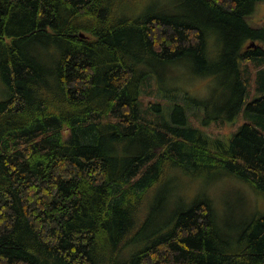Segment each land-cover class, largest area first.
<instances>
[{
  "label": "trees",
  "instance_id": "1",
  "mask_svg": "<svg viewBox=\"0 0 264 264\" xmlns=\"http://www.w3.org/2000/svg\"><path fill=\"white\" fill-rule=\"evenodd\" d=\"M263 1L0 0V264H264ZM179 65L227 114L161 91ZM221 175L263 204L235 234L182 193Z\"/></svg>",
  "mask_w": 264,
  "mask_h": 264
},
{
  "label": "rangeland",
  "instance_id": "2",
  "mask_svg": "<svg viewBox=\"0 0 264 264\" xmlns=\"http://www.w3.org/2000/svg\"><path fill=\"white\" fill-rule=\"evenodd\" d=\"M161 1V4H163L167 0ZM170 1L171 3L169 4L172 5L173 0ZM253 20L261 26H264V1L255 5ZM163 78L166 80H164L163 89L161 91L167 97L174 98L179 89L184 91L187 90L191 94L188 99H184L185 102H190L193 97L196 100L212 103L210 112L211 118H217L218 116L220 117L227 114V110L222 106V101L226 94V92L223 91L227 90V86L223 88L222 80L214 81L212 75L200 76L185 65L174 67L173 71L168 74L166 73ZM223 81H225V79H223ZM227 81L228 79L226 82ZM148 86V88H151L156 95V97L152 98L153 100H155L157 96H161V93L155 90V88L160 87L156 76L155 79L153 78L150 81ZM2 90L3 86L0 81V100L5 94ZM221 93H223L224 96L219 97ZM148 99H151V97H147V100ZM189 116L193 123L198 124L199 120L196 117L192 114ZM221 120L225 119H215L210 125L203 126V128L211 136H216L219 130H221V137H224L230 133L231 128H226L225 124L221 122L217 125L216 123ZM239 125L240 123L235 124L233 129H237ZM201 189H204L214 199L216 210L223 225H225L226 229H228L227 231L232 234H235L240 230L243 223L249 221L258 210L263 208V204L260 203V198L253 188L244 181L230 175H221L209 183H188L184 186L182 193L187 198L191 196V199L198 195ZM233 247L234 250L238 249L237 244L235 243Z\"/></svg>",
  "mask_w": 264,
  "mask_h": 264
},
{
  "label": "water",
  "instance_id": "3",
  "mask_svg": "<svg viewBox=\"0 0 264 264\" xmlns=\"http://www.w3.org/2000/svg\"><path fill=\"white\" fill-rule=\"evenodd\" d=\"M250 47H255V42L249 44Z\"/></svg>",
  "mask_w": 264,
  "mask_h": 264
}]
</instances>
